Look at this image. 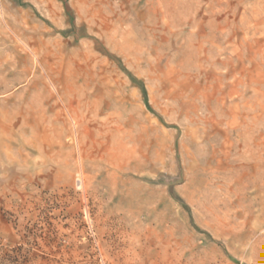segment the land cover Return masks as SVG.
<instances>
[{
	"label": "rangeland",
	"instance_id": "374dc122",
	"mask_svg": "<svg viewBox=\"0 0 264 264\" xmlns=\"http://www.w3.org/2000/svg\"><path fill=\"white\" fill-rule=\"evenodd\" d=\"M0 264H264V0H0Z\"/></svg>",
	"mask_w": 264,
	"mask_h": 264
}]
</instances>
